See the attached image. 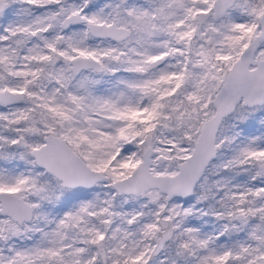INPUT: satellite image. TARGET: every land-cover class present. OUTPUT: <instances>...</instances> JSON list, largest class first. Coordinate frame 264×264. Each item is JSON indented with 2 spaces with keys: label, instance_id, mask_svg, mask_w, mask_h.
Segmentation results:
<instances>
[{
  "label": "snow or ice",
  "instance_id": "snow-or-ice-1",
  "mask_svg": "<svg viewBox=\"0 0 264 264\" xmlns=\"http://www.w3.org/2000/svg\"><path fill=\"white\" fill-rule=\"evenodd\" d=\"M0 264H264V0H0Z\"/></svg>",
  "mask_w": 264,
  "mask_h": 264
}]
</instances>
